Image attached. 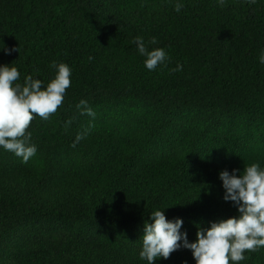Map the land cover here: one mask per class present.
<instances>
[{"label": "trees", "instance_id": "trees-1", "mask_svg": "<svg viewBox=\"0 0 264 264\" xmlns=\"http://www.w3.org/2000/svg\"><path fill=\"white\" fill-rule=\"evenodd\" d=\"M136 37L166 66L148 71ZM4 46L19 47L0 65L21 85L46 87L54 62L72 74L57 111L26 130L36 155L0 148V264H148L152 212L181 218L189 242L238 215L218 174L264 169V0H0ZM245 255L264 264V248ZM155 264L195 261L181 248Z\"/></svg>", "mask_w": 264, "mask_h": 264}, {"label": "clouds", "instance_id": "clouds-1", "mask_svg": "<svg viewBox=\"0 0 264 264\" xmlns=\"http://www.w3.org/2000/svg\"><path fill=\"white\" fill-rule=\"evenodd\" d=\"M224 6L226 0H217ZM255 4L256 0H245ZM182 4L177 3L175 11L180 12ZM134 43L139 55L144 57L148 71L166 66L169 59L163 48L149 50L143 37H136ZM151 44L157 41L153 38ZM5 55L19 53V47L0 49ZM264 64V51L258 57ZM56 70L54 79L43 86L39 79L31 75L18 83L20 72L16 67L0 65V148L13 153L27 163L37 153L31 143V133L26 130L34 117L47 120L61 106L66 90L71 85V68L64 63L51 66ZM177 71L182 70L177 65ZM86 105V101H81ZM80 107V105H77ZM87 114H95L88 109ZM83 137L78 135L77 142ZM75 146V145H73ZM224 202H230L238 215L226 220L211 222L208 228H198L195 242H189L186 231H181L183 220H168L165 211L156 210L149 215L151 222L145 221L142 236L141 260L155 264L157 260H167L173 252L181 248L190 250L195 264H240L245 261L246 252L264 248V169L259 163H252L239 169L220 171Z\"/></svg>", "mask_w": 264, "mask_h": 264}]
</instances>
